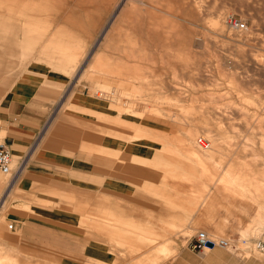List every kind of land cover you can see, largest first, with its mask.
Segmentation results:
<instances>
[{
    "label": "rangeland",
    "instance_id": "1",
    "mask_svg": "<svg viewBox=\"0 0 264 264\" xmlns=\"http://www.w3.org/2000/svg\"><path fill=\"white\" fill-rule=\"evenodd\" d=\"M0 27L24 41L18 58L0 43V69L14 68L0 73V94L24 85L23 72L43 77V127L64 112L94 122L112 177L145 174L114 188L100 175L98 193L125 198L117 220L99 201L69 210L13 189L0 206V264H88L87 243L96 264H264L252 245L264 239V0H0ZM75 153L88 163L84 144ZM94 222L114 234L85 240ZM197 231L233 245L192 248Z\"/></svg>",
    "mask_w": 264,
    "mask_h": 264
},
{
    "label": "crops",
    "instance_id": "2",
    "mask_svg": "<svg viewBox=\"0 0 264 264\" xmlns=\"http://www.w3.org/2000/svg\"><path fill=\"white\" fill-rule=\"evenodd\" d=\"M0 35L2 36H0V43L3 45L1 53L12 58L16 55V58H18V54L15 53H19L21 46L24 45V41L20 40L18 32L16 35H5L4 30L0 27ZM28 50V54L34 51V49ZM13 70V66L8 65L1 68L0 73ZM22 70L23 68L16 67L14 76L17 77ZM27 70L26 68L25 71ZM22 76L21 81L25 83L24 85H20L17 81L15 84H11L10 89L3 87L0 94L2 97L6 90V93L10 90L6 107L2 113L4 115L0 120V131L4 132L1 142L8 148L12 158H15L14 160L22 155L18 159L19 163H22H17L18 174L13 172L14 174H12L9 182L4 185V191L2 190L0 195V206L4 205L5 198L12 195V190L17 188L19 190L24 189L38 199H43L40 197H43L44 194L64 198L69 210H77V207L84 208L87 204L98 207L97 203L99 201L107 205L98 207L99 210H103L104 218L108 219L113 216L110 219L117 220L118 217L115 212L116 210H122L121 206L117 204V200L123 201L125 198L123 199L122 196L112 190H107L108 193L107 191L98 193L100 179L103 178L100 175L108 178L106 181L107 187L114 188L118 186L119 182L126 186L127 183L131 185L135 181H140L143 175L145 177L144 170L141 169L137 173L130 170L129 174H132L128 177L123 174L122 181L115 176L112 177L113 175L109 172V165L98 159L99 147L94 139V126H92L94 122L89 121L88 124H84L64 112L60 115L56 114L54 119L49 120L43 127L50 111L47 102H45V97L40 95L42 84L38 78L43 77L28 75L26 72H23ZM27 82H30V84H26ZM79 133L81 135L88 134L85 136H88L89 140L88 138L85 141L78 140ZM78 144H84L90 155V159L87 160L88 163L83 165H78V158L76 159L75 155ZM123 159H126V157H123ZM103 167H108V170ZM117 172L122 171L117 170ZM59 187H65L67 192L62 193L61 189H58ZM74 187L89 191H85L89 199L83 200V195H81L83 191L75 190ZM77 194L80 199L77 198ZM126 197L130 198V196ZM122 204H125V202H122ZM128 204L131 206L130 203ZM80 219V222L84 221L82 220L83 217ZM92 227H96V231L88 230L85 240H95L91 237L113 233L112 231L108 232L107 228L101 227L100 223L97 222H94ZM96 248L95 243H87V246L84 247V250H88L91 255L88 256L90 264H96L95 260L98 257L94 255L97 254ZM93 252L94 254H92ZM40 256L44 257L43 254Z\"/></svg>",
    "mask_w": 264,
    "mask_h": 264
},
{
    "label": "built area",
    "instance_id": "3",
    "mask_svg": "<svg viewBox=\"0 0 264 264\" xmlns=\"http://www.w3.org/2000/svg\"><path fill=\"white\" fill-rule=\"evenodd\" d=\"M233 25L238 29H244V25L242 23L237 22L234 23ZM204 145L206 144L204 143ZM21 163L22 162H20L19 164ZM10 164H11V154L8 148L1 142L0 143V182L2 178L6 177L8 174L11 173ZM193 239L194 240L192 243V248H198V249L207 246L206 244L207 242L210 243L211 246L217 245L220 247H229L233 245V243L226 238L213 239L212 237L206 236V234L202 231H197ZM252 245L257 250L264 252V239H257L252 243Z\"/></svg>",
    "mask_w": 264,
    "mask_h": 264
},
{
    "label": "bare ground",
    "instance_id": "4",
    "mask_svg": "<svg viewBox=\"0 0 264 264\" xmlns=\"http://www.w3.org/2000/svg\"><path fill=\"white\" fill-rule=\"evenodd\" d=\"M243 24V23H242ZM244 25V24H243ZM245 26V25H244ZM206 144V145H204V143ZM198 143H199V145L201 146V147H203L204 149H208L209 148V146H210V144L207 142V141H205V140H203V139H199V141H198ZM12 155H11V164H10V170H11V166H12ZM15 173L16 174H18V166H17V168H16V170H15ZM11 175V173L10 174H8L6 177H8V176H10ZM5 178V177H4ZM3 179V178H2ZM2 179H1V182H0V184H2ZM9 182V181H8ZM13 182V181H12ZM14 183V182H13ZM12 185V184H11ZM8 188V187H7ZM10 189V188H9ZM8 190V189H7ZM5 193V192H4ZM10 193V192H9ZM206 234V233H205ZM206 236H208V237H210L209 235H207L206 234ZM213 239H216V238H214V237H212ZM207 246H205V247H203L202 249L203 250H209L210 248H206Z\"/></svg>",
    "mask_w": 264,
    "mask_h": 264
},
{
    "label": "water",
    "instance_id": "5",
    "mask_svg": "<svg viewBox=\"0 0 264 264\" xmlns=\"http://www.w3.org/2000/svg\"><path fill=\"white\" fill-rule=\"evenodd\" d=\"M206 244H207V246H211L210 243H208V242Z\"/></svg>",
    "mask_w": 264,
    "mask_h": 264
}]
</instances>
